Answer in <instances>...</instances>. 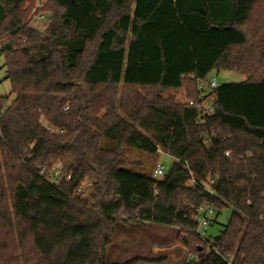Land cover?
<instances>
[{
  "label": "trees",
  "instance_id": "obj_1",
  "mask_svg": "<svg viewBox=\"0 0 264 264\" xmlns=\"http://www.w3.org/2000/svg\"><path fill=\"white\" fill-rule=\"evenodd\" d=\"M51 1L45 31L27 23L36 0L0 30V264H110L115 225L146 222L179 229L185 264H264V0ZM213 70L246 79L214 88L200 125L164 93L189 84L202 102ZM125 146L175 161L156 178L122 162ZM58 163L72 176L59 185L39 173ZM187 164L216 194L187 184ZM203 204L235 209L209 243L195 234ZM140 261L156 262L126 264Z\"/></svg>",
  "mask_w": 264,
  "mask_h": 264
},
{
  "label": "rangeland",
  "instance_id": "obj_2",
  "mask_svg": "<svg viewBox=\"0 0 264 264\" xmlns=\"http://www.w3.org/2000/svg\"><path fill=\"white\" fill-rule=\"evenodd\" d=\"M18 0H0V12L6 13V19L3 21H0V30H7V26L10 25V21L13 19L14 14V8L17 5ZM38 1L42 2V8L44 12L46 13L47 19L44 23V26L40 29V31H45L48 26L51 24L52 20L54 19L55 15H58L61 13V10L54 6L53 2L51 0H36L34 6L37 4ZM29 2H26L24 4L23 10H26L28 8ZM33 6V7H34ZM31 12V11H30ZM8 37V33L4 34L0 38L2 40L6 39ZM5 58L1 51L0 47V95H8L11 93V83L10 80L6 78L7 71L5 68ZM214 78L217 79L218 84H224V83H238L241 81H244L246 79V75L228 71V70H213L207 77L205 81L202 82L201 88L204 91V94L206 95V103L212 104L214 101V95H213V88L210 86V81ZM187 87H191V85L187 84ZM183 87L178 90L168 91L165 92L164 95L173 96L177 102L180 104H187L189 101L195 98V95L192 91L189 90V88ZM193 87V86H192ZM15 96L12 95L11 100ZM44 123L47 121L44 120ZM48 124V123H46ZM114 144L113 142L104 139L103 145H109ZM163 150V149H162ZM156 154H152L145 151H139L133 148L124 147L123 156H122V162L129 167H137L140 170H144L145 172L149 174H153L155 168L162 164L165 166L166 171H168L172 164L175 161V158L165 152ZM82 185L85 187V190L88 191V194L90 193V190L92 189V183L90 180H85ZM234 208L232 206H228L223 208L222 210H219L215 208L216 213V222L210 223L207 226V232L208 235H210L212 238L217 237L220 234V231L225 228V226L228 224L231 215L234 212ZM120 228V227H119ZM179 230V229H178ZM179 234V233H178ZM173 234L167 233V235L164 237L166 241L173 240ZM120 238V229L117 231V240ZM178 242V241H177ZM151 256H155L151 254ZM111 261V260H110Z\"/></svg>",
  "mask_w": 264,
  "mask_h": 264
},
{
  "label": "crops",
  "instance_id": "obj_3",
  "mask_svg": "<svg viewBox=\"0 0 264 264\" xmlns=\"http://www.w3.org/2000/svg\"><path fill=\"white\" fill-rule=\"evenodd\" d=\"M118 229L120 238L117 240ZM167 233L173 234V240L164 239ZM178 233L176 227L151 222L118 223L115 225L113 242L108 249V262L126 264L140 259L156 262L140 261L134 264H185L191 255L187 247L177 242Z\"/></svg>",
  "mask_w": 264,
  "mask_h": 264
},
{
  "label": "built area",
  "instance_id": "obj_4",
  "mask_svg": "<svg viewBox=\"0 0 264 264\" xmlns=\"http://www.w3.org/2000/svg\"><path fill=\"white\" fill-rule=\"evenodd\" d=\"M47 19L46 13L42 8V2L38 1L37 4L32 7L31 12L28 16L27 23L28 26L34 30H40ZM210 86L214 89L219 86L218 81L216 78L210 81ZM189 104L192 106L197 107L200 110V116L198 118L197 123L200 125L205 124V118L203 117L204 114L213 113V107L210 104L206 103V100L202 102H195L194 100L189 101ZM49 133H59L62 134L64 132L63 129H58L54 126L47 125ZM215 136L214 132L206 131L204 132V140L205 143L210 146L212 144V138ZM159 153H164L161 148L158 149ZM229 155V152L226 153ZM187 169L189 172V179L187 184L192 187H201L211 194H216L215 184L216 179L212 176H208L205 179H198L194 172L190 169L189 165L187 164ZM145 172L144 170H141ZM39 173L42 177L54 184H61L65 180H71L72 176L67 174L63 171L62 165L60 163L53 165L50 169L45 167H39ZM166 173V168L164 165L159 164L154 172L153 176L156 178L162 177ZM76 194L80 196H87L88 191L85 190V187L81 184L76 188ZM216 218L215 207L211 204H203L198 208L197 215L195 216V221L197 223V228L195 230L196 237L206 243L208 242V232L207 226L213 222Z\"/></svg>",
  "mask_w": 264,
  "mask_h": 264
}]
</instances>
